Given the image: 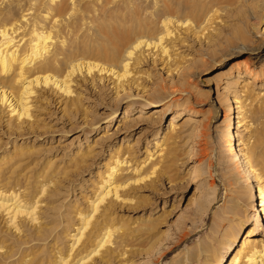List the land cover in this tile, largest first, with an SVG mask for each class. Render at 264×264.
<instances>
[{"label":"rangeland","instance_id":"374dc122","mask_svg":"<svg viewBox=\"0 0 264 264\" xmlns=\"http://www.w3.org/2000/svg\"><path fill=\"white\" fill-rule=\"evenodd\" d=\"M104 1L80 0V6L84 2L83 6L89 8V14H86L94 15V18L87 25L80 24L73 32L71 28L64 26V22H48V29L53 34L61 31L64 36H59L58 45L63 40L65 43L79 41V38L80 41L90 40L95 43L97 35L95 37L94 25L106 17H111L112 20L116 18L117 21L123 18L133 23L146 21L147 27L156 35L162 31L160 16L164 12L167 14L165 5L170 3L171 16L176 15L186 22V25L182 24V29L180 26L170 27L182 41L178 43L167 40L169 45H174L170 47L171 58H167L171 59L169 63L166 62V55L158 54L159 50L149 49L152 52L130 69L137 72L132 75L139 83L130 90L121 92L120 99L114 98V89L108 87L113 85L112 80L105 78L106 80L89 83L76 74V81H73L76 85L73 84L72 92H78L79 95L73 102L75 105L72 103L71 107L62 108V104L52 101L56 96H51V92H48L38 101L31 102L33 108L30 111L36 115L34 126L12 127L13 116L8 117L6 107L2 108L0 179L6 176L7 181H0V185L7 182V185L14 184L16 188H25L33 193L38 190V181L44 179L42 175L46 170V175H51L50 189H54L57 194L50 195V191L43 194L39 215L42 217L41 221H51L48 225L52 226L58 220L54 217L58 212V209L54 210L57 204H67V211L74 207L81 209L83 214L88 211L87 202L91 200L95 187L107 172L109 156L115 153L121 156L122 153L129 152L130 163H134L144 159V152L147 151L150 152L151 159L158 157L162 161L161 169L156 174L148 175V178L154 179L148 186L147 182L140 185L141 189L135 191L133 200L113 203L109 225L115 233L111 237L119 239L121 246L115 250L116 253L113 252L112 257L108 255L107 261L100 264H169L179 252L175 259H184L183 264H208L211 252L218 249L219 242H222V232L228 221L221 220V230L216 231L213 236L208 235L212 213L208 211L201 220L194 213L190 196L192 191L200 192L211 184L216 187L218 194L212 209L224 204L226 207L220 214L229 215L234 221L240 218V214L235 216L233 211H229L230 207L237 208V213H247L249 216L237 236L238 245L235 242L232 244L231 257L240 256V264L248 249L246 244L241 243L244 232L256 222L258 216L263 222L258 239L264 238V214L260 210V203L263 202L260 201V196L263 193L258 196V187H255V208H248L246 179L239 163H233V168L218 165V158L226 150L224 135L227 127L224 122L227 105L224 101H218V98H230L233 89L224 88L222 80L232 81L235 77L238 78L235 84L237 89H242L245 85L249 88L247 93L250 92L247 97L241 96L244 105L242 108L248 116L246 120L252 123L253 129L264 126V58L251 63L255 54L264 56V8L256 7L255 0ZM192 28H196L197 33L191 31ZM260 41L259 49H254ZM243 45L245 48H241ZM154 51L153 57H149ZM260 70L263 74L257 78L249 76V72L258 73ZM132 83L135 85V81H131V85ZM136 91L138 95H135ZM126 108L128 115L123 120ZM112 110H115L112 116L107 117ZM178 110L179 114L172 119L174 126L168 130L169 119ZM228 110L230 116L236 115L231 108ZM237 119L230 117L232 123L229 126L233 131ZM8 123L10 124L7 125ZM260 157L257 160L263 163L264 157ZM261 179L259 182L264 184V179ZM165 187L169 189L165 190ZM73 215V211L66 215L65 228L69 230L68 235L61 232L60 224L55 227L54 233L57 235L60 232V241L55 244L50 236L37 242L39 248L35 247L34 250L37 257L44 259L42 264H50L54 259L53 255H48L50 242L54 243V247L66 250V245L70 243L69 235L74 234L73 228L79 226L76 215ZM3 222L4 220L0 222L1 230L6 228ZM11 230L13 232V228ZM7 242L9 241L4 244ZM204 245L208 249L202 252ZM189 253L191 258H187ZM98 259L99 257L95 258L96 261ZM229 259L230 257H226L222 263L229 264ZM38 263L41 264L39 261ZM0 264L3 262L0 261Z\"/></svg>","mask_w":264,"mask_h":264},{"label":"bare ground","instance_id":"6f19581e","mask_svg":"<svg viewBox=\"0 0 264 264\" xmlns=\"http://www.w3.org/2000/svg\"><path fill=\"white\" fill-rule=\"evenodd\" d=\"M255 2L256 7L258 6L259 9L264 8V0H255ZM79 3L80 0H0V111L6 107L8 117L13 116L12 127L13 125L19 128L21 126L26 127V125L34 126L36 124V115L34 116L30 111L33 108L31 102L38 101L48 92H51V96H56L52 101L62 104V108L71 107L78 94V92L73 93V84L76 85L73 81H76L74 77L76 74L86 82H99L105 78L112 80L110 82L113 85L108 87L114 89V98L120 99L122 97L121 92L124 93V91L130 90L131 87L139 83L137 79L133 78L135 76L132 75L136 71L132 72L130 70L134 64L139 60H144L145 58L143 59V57L149 55L152 52L150 50L154 48L159 50L160 53L158 54H161V56L166 55V62H168L171 58L169 54L170 47L174 45H169L167 40L178 41V43L180 40L182 41V38L173 33V29H170V27L174 25V27L180 26L182 29V26H184L182 24L186 22L185 19L181 21L176 15L171 16L172 4L170 3L165 5L167 14L164 12L160 16L163 18H161L162 31H159L156 35H153L151 29L147 27L148 23L145 20V22L133 23L123 18H119L117 21L116 18L112 20L110 19L111 17H106L101 22H97V25H94L95 37L97 35L95 43L90 40L80 41L79 38V41L72 40L73 42L65 41L64 43L63 40L61 42L64 45L62 43L58 45L59 36L63 38L64 36L60 33L61 31L53 34L48 29V22L55 24L64 22V26L71 28L72 32L77 30L81 26L80 24L92 22L94 15L89 16V8L83 6L84 2H81L83 7ZM196 28L198 27L196 26ZM196 28H192L191 31H198ZM57 30L59 31V28ZM167 45L169 46L167 47ZM260 45L261 41L254 49L258 50ZM242 47L245 48L244 45ZM146 51L150 52L146 53ZM154 53L155 51L149 57H153ZM168 57L170 58L167 59ZM261 58L263 59L264 56L255 54L251 58L253 59L251 63ZM260 74H263L261 70L258 73L249 72V76L254 78H257ZM236 80H238L236 77L232 81L223 79L224 88H233L231 97L225 100L218 98V101H224L227 105V112L224 114V122L227 126L224 135L226 136V150L218 158V165H222L224 168L229 166L233 168V163L235 165L239 163L238 165L241 166L240 169L246 179V205L248 208H255L253 202L255 191L253 190L258 187V196L263 193L260 196V201H263L260 203V210L264 214V184L262 183V185L261 181L259 182L264 177V162L257 160L260 155L264 157V132L262 131L264 126L253 129L251 127L252 123L246 120L248 116L246 115L247 112L242 108L244 105L242 104L241 96L245 95L247 97L250 92L247 93L249 88L245 85L242 86V89L241 87L237 89L235 86L237 84ZM131 81H135V85L133 83L131 85ZM138 94L136 91L135 95ZM232 102L236 105H233ZM229 105L230 107L228 108ZM230 108L232 112L236 113L235 116H230L231 113L228 112ZM234 108L236 110H233ZM127 110L126 108L124 111L123 120L128 115ZM114 111L112 110L111 113L107 114V117H111ZM178 112L179 110L175 111L170 117L167 125L168 130L174 126L172 119L179 114ZM230 117L238 118L235 131L231 130L229 126L230 122L232 123ZM125 120L127 121L126 118ZM166 134L167 132L164 133L165 136ZM144 153H146L144 159L136 160L134 163H130L131 156L129 152L122 153L121 156L116 153L109 156L107 159L109 165L106 168L107 172L101 177L99 184L93 191L91 200L87 202L88 211L83 214V211L76 207L67 211V204H63L61 200L62 203L54 207V210L57 211L58 209L54 216L58 220L52 226L48 225L51 224V221L46 223L41 221L42 217L39 215L43 194H47L46 191H50V195L57 194L54 189H50L51 175H46V170L43 171L44 175H42L44 179L38 181V190L33 193L25 190V188H16L14 184L7 185V182L3 183L4 185H0V222L4 220L3 224L6 227L4 230L0 229V261L3 264H39L38 261L41 263L44 259L37 257L36 250H34L35 247L39 248L37 242L43 241L50 236H52L51 241L53 240L54 243L60 241V232L54 235L56 232L55 227H59L60 224L59 229H61V232L64 231L68 235L69 230L65 228V224L66 215L69 214V211L74 212L73 216L76 215L79 226L73 228L74 234L69 235L70 243L66 245V250L63 251L57 248L58 246L54 247V243H49L51 249L48 255L51 254L54 257L50 264H100L102 261H107L108 255L111 256L121 246L119 239L115 236L111 237L112 233H115L114 229H112L113 232L111 231L112 226L109 225L113 203L133 200L135 191L141 189L140 185H145L147 182L146 186H148L152 182L151 180L154 179L148 178V175L151 173L153 175V173L161 169L162 161L158 157H152L151 159L149 157L150 152L146 151ZM108 155H110V152ZM146 159L148 160L145 162ZM157 163L158 165H156ZM49 165L50 163L47 164V166ZM128 169L130 170L128 171ZM192 169L194 170V168ZM155 174L154 176L156 177ZM5 178L6 176L1 178L0 181H7ZM254 181H256L255 184ZM168 187L164 189L166 190ZM217 199V189L213 184L200 192L192 191L190 196L194 213L198 214L201 220H203L208 211L212 213L208 235L213 236L216 231L221 230V220L225 219L228 221L222 232V242H219L220 246L218 249L215 248L216 250L211 252V260L208 264H223L222 260H226V257H230L228 260L229 264H239L240 256L234 255L231 257L233 254L232 244L234 242L237 244L239 231L242 228V224L249 220V216L247 213H237V208L233 209L231 207L229 211H233L234 215L240 214V218L237 221L232 220L229 215L220 214L226 206L222 204L217 209H212V204ZM261 219L258 216L256 222L244 232V238L241 243L246 244L248 249L240 264H264V238L258 239L262 227L261 224L263 225ZM11 228H13L14 233H17L15 236L11 232ZM6 229L8 230L6 231ZM6 241L9 242L4 244ZM202 247V252L208 249L207 245ZM188 250L186 251L187 253ZM184 252L185 250L183 255ZM179 253L175 256H178ZM189 254L187 258H191V253ZM21 255H24V257L22 258ZM28 256L29 258H27ZM175 256L174 259L169 261V264L173 262L175 264H183L184 259L176 260ZM96 257H99L97 261L95 260Z\"/></svg>","mask_w":264,"mask_h":264}]
</instances>
